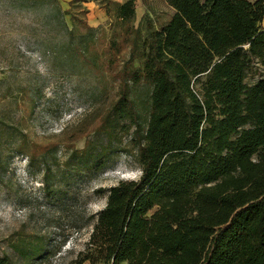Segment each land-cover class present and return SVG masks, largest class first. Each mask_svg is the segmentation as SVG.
Masks as SVG:
<instances>
[{
    "label": "trees",
    "instance_id": "trees-1",
    "mask_svg": "<svg viewBox=\"0 0 264 264\" xmlns=\"http://www.w3.org/2000/svg\"><path fill=\"white\" fill-rule=\"evenodd\" d=\"M4 1L55 31L51 58L69 67L61 74L84 64L116 89L95 127L105 142L72 146L67 166L108 169L125 136L136 149L140 176L98 190L106 205L73 264H264V0H166L171 17L156 26L143 16L144 27L136 0H103L109 31L74 12L79 0L69 10ZM140 86L150 90L147 115ZM13 248L0 264H41L48 252L45 241Z\"/></svg>",
    "mask_w": 264,
    "mask_h": 264
},
{
    "label": "rangeland",
    "instance_id": "rangeland-1",
    "mask_svg": "<svg viewBox=\"0 0 264 264\" xmlns=\"http://www.w3.org/2000/svg\"><path fill=\"white\" fill-rule=\"evenodd\" d=\"M59 2L63 10L71 8V0ZM102 2L79 0L73 10H86L81 16L88 25L109 31ZM135 5L136 24L142 27L143 16L159 26L173 13L166 0H136ZM65 19L70 28L75 26L70 13ZM54 35L33 13L0 0V256L14 254L13 243L20 239L30 246L45 241L48 252L41 264H73L86 248L97 213L106 205L107 194L98 190L138 178L140 168L129 136L104 171L92 174L67 166L72 146L83 148L87 139L105 142L95 127L116 89L84 64L76 73L61 74L59 70L69 67L51 58ZM95 49L100 54L103 47L98 43L90 52ZM255 80L252 74L247 79ZM149 94L146 86L135 91L144 115ZM35 144L49 145L51 150L37 151L36 159L30 160L26 153ZM259 183L264 185V176ZM256 190L253 185L249 194Z\"/></svg>",
    "mask_w": 264,
    "mask_h": 264
},
{
    "label": "crops",
    "instance_id": "crops-1",
    "mask_svg": "<svg viewBox=\"0 0 264 264\" xmlns=\"http://www.w3.org/2000/svg\"><path fill=\"white\" fill-rule=\"evenodd\" d=\"M117 1L123 2V0H117ZM251 1H255V0H251ZM263 27H264V20H263ZM123 264H127V263H123Z\"/></svg>",
    "mask_w": 264,
    "mask_h": 264
}]
</instances>
